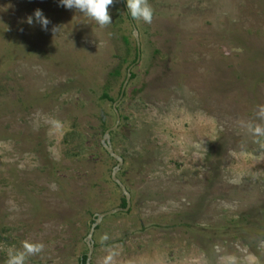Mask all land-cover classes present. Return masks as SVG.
<instances>
[{
	"label": "rangeland",
	"instance_id": "obj_1",
	"mask_svg": "<svg viewBox=\"0 0 264 264\" xmlns=\"http://www.w3.org/2000/svg\"><path fill=\"white\" fill-rule=\"evenodd\" d=\"M147 3L151 23L114 0L101 28L0 0V264L23 242L43 245L25 264H81L124 208L101 143L129 67L109 143L130 207L88 264H264V0Z\"/></svg>",
	"mask_w": 264,
	"mask_h": 264
},
{
	"label": "clouds",
	"instance_id": "obj_2",
	"mask_svg": "<svg viewBox=\"0 0 264 264\" xmlns=\"http://www.w3.org/2000/svg\"><path fill=\"white\" fill-rule=\"evenodd\" d=\"M114 0H56L58 7L66 10H75L82 14L86 19L94 21L99 27L103 28L111 24V18L108 12L109 6ZM126 12L130 18L142 21L145 24L152 21V9L147 0H124ZM24 23L32 26L36 24L41 31H47L50 21L44 16L40 9H35L31 15L24 18ZM261 118H264V108L259 111ZM260 132V129H256ZM43 245L23 242L22 250L9 247L6 252L7 259L5 264H25L28 256L39 253Z\"/></svg>",
	"mask_w": 264,
	"mask_h": 264
},
{
	"label": "water",
	"instance_id": "obj_3",
	"mask_svg": "<svg viewBox=\"0 0 264 264\" xmlns=\"http://www.w3.org/2000/svg\"><path fill=\"white\" fill-rule=\"evenodd\" d=\"M134 29V28H133ZM133 37L136 41V51H137V57H136V61L135 62H138V59H139V42H138V38H137V33L134 29V32H133ZM130 67L127 69V72H126V77L124 79V82L122 84V87H121V90H120V93H119V97H118V100L115 101L112 105V109L114 111V114H115V124L113 127L111 128H108L105 133H104V137H103V140H102V146L104 148V150L106 151V153L112 157L115 161H116V166L114 167V169L112 170V173H111V180L113 183H115L120 191L122 192L123 194V198L125 200V207L123 209H119V208H116V209H113V210H110L108 212H105V213H102V214H99L97 215V217H93V220H94V223L92 224L91 226V229L89 231V234L87 236V242H86V246H87V254H86V260H85V263L84 264H88L89 260H90V257H91V254H92V242L90 241L91 239V235H92V232L95 228V226L100 222V220L105 217V216H109V215H113L119 211H123V212H126L129 210V207H130V195L129 193L126 191L125 187L117 180L116 178V173L118 171V169L122 166V163H123V160L117 156L116 154L113 153L111 147H110V143H109V135L112 131H114L116 128H117V125H118V122H119V114L116 110V104L118 101H120V99L123 97L124 95V91H125V87L130 79ZM102 119H103V116H102Z\"/></svg>",
	"mask_w": 264,
	"mask_h": 264
},
{
	"label": "trees",
	"instance_id": "obj_4",
	"mask_svg": "<svg viewBox=\"0 0 264 264\" xmlns=\"http://www.w3.org/2000/svg\"><path fill=\"white\" fill-rule=\"evenodd\" d=\"M127 16H128V18L130 19V20H132V18H130V16L127 14ZM135 61L136 60H133V63L132 64H134L135 63ZM119 72L118 71H114V74L115 75H117ZM134 78V75L133 74H130V79H133ZM103 98H107V96L106 95H103ZM101 124H102V122H101ZM121 207H125V200H124V198H122V200H121ZM85 260H86V256L84 255V256H82V258H81V264H84L85 263Z\"/></svg>",
	"mask_w": 264,
	"mask_h": 264
}]
</instances>
